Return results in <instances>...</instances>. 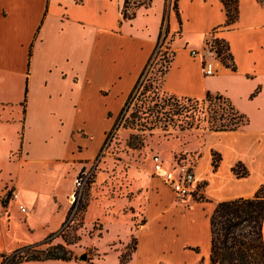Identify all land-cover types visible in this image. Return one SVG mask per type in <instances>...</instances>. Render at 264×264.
<instances>
[{
  "label": "crops",
  "instance_id": "crops-1",
  "mask_svg": "<svg viewBox=\"0 0 264 264\" xmlns=\"http://www.w3.org/2000/svg\"><path fill=\"white\" fill-rule=\"evenodd\" d=\"M123 1L0 0V141L8 123L3 111L6 106L16 105L14 116L21 118L23 130L18 150L22 148L23 153L10 162L27 170L29 182L25 186L17 179L6 180L17 191V198L4 200L0 205V254L3 250L36 243L31 239L14 240L4 248L13 233L18 229L23 231L12 211L14 204L31 207L25 213L20 211L29 215L28 223L38 215L43 198L53 199L48 207L49 215L60 208L54 187L49 185L45 190L46 183L43 187L40 183L45 167L59 163L67 172L73 171L74 186L76 170L96 156L153 56L163 16L168 24V40L172 36L169 46L173 53L162 78L163 92L195 99H201L205 92L220 94L248 119L235 130L207 131L201 143L197 142L198 147L188 148L192 152L199 150L195 178L204 185L202 196L213 202L194 201L192 197H185L192 200L189 207L190 201L184 198H180L183 202H173V192L153 174L149 159L150 183L157 190L147 193L145 200H138L135 205L136 208L142 205L147 225L139 237L138 254L142 241L150 235L148 231L155 229L158 240L153 241L152 256H144L143 261L195 264L209 253V215L215 203L251 197L264 184V4L258 0H237V18L225 24L221 0H178L179 24L172 0L166 7L165 0H150L147 5L138 6L129 19L122 17ZM210 33L226 43L233 69L221 64L214 75H205L199 57L190 55L191 49L203 46ZM177 50L184 52L181 59ZM14 80L20 83V91L18 100L13 102L7 95ZM25 82L23 113L20 100ZM117 98L120 102L112 114L109 102ZM95 110L109 120L105 128H96ZM212 151L221 156L216 171L211 166ZM161 158L168 164L173 155L169 161ZM237 162L247 169L246 176L237 177L232 172ZM72 191L73 188L66 195L67 204L62 207L57 227L42 240L65 221ZM20 197L24 198L20 200ZM167 210L172 212L168 216ZM196 212L205 226L203 245L182 236L181 228L193 226ZM46 220L43 223L47 224ZM198 228L195 227V235ZM185 244L189 245L188 249H183ZM190 246L199 251L189 250L194 248Z\"/></svg>",
  "mask_w": 264,
  "mask_h": 264
},
{
  "label": "rangeland",
  "instance_id": "rangeland-1",
  "mask_svg": "<svg viewBox=\"0 0 264 264\" xmlns=\"http://www.w3.org/2000/svg\"><path fill=\"white\" fill-rule=\"evenodd\" d=\"M170 52L169 40L166 38L160 51L153 54L143 70L139 80L142 83L122 116L117 118L118 125L107 133L96 156L75 172V175H81L84 171L90 173L81 194L80 204L83 208L75 213L72 223L63 232L68 244H65L60 236H55L60 227L53 232L54 235L50 239V245L57 243L65 245L71 251L72 259L18 264H162L149 260L143 261L144 256H152L153 241L158 240L155 239L157 235L155 229L148 231L151 236L149 235L150 237L148 236L142 241V248L138 254L139 237L147 225L142 205H139L140 208H136L135 205L138 200L143 202L147 193L157 190L150 183L152 176L150 175L149 159L154 153H157L169 161L173 155L175 158H185L195 165L199 150L192 152L188 148L199 146L196 144L197 142L201 143L204 134L209 131V125L213 121L212 115H214L213 106L209 101L203 103L199 101L197 108L193 109L190 106L191 102H187L185 98H178L180 105L165 104L156 121H150L153 115H149V112L142 113L145 106L142 102L153 99V102L157 101L160 105L162 104L161 98L168 97L162 92L161 79L162 73L168 66ZM176 53L178 59L184 55L181 50H177ZM15 81L9 84L7 95V98L13 102L18 100L20 91V83ZM25 88L26 82L23 91ZM22 100L23 98L20 101ZM119 100L117 98L109 102L112 114L115 113ZM6 108L3 111V118H7L8 123L3 128V141H0V191L2 190L0 205L4 200L10 201V191L14 189L6 181L8 178L17 179L20 184L25 186L29 183L27 170L19 169L17 163L10 162L15 160L18 154L23 153L22 148L20 151L18 150L23 139V130L21 118L15 119L14 116V111L18 109L16 105H13L12 108L6 106ZM11 109H13L12 113H10ZM218 111L220 112L221 109ZM94 112L96 128H105L109 120L101 116L98 110ZM40 146L44 145H37L39 148ZM45 169L46 171L40 175V183L42 187L46 183L45 190H48L50 186L54 187L53 193L60 208L49 215L48 207H51L53 199L51 201L49 198H43L38 215L31 219V223H28L29 215L22 214L18 205L14 204L12 211L24 232L18 229L13 233V238L6 241L5 249L14 240H18V242L22 239L40 241L48 231L57 227L62 207L67 204L66 195L74 188L72 184L73 171L67 172L68 170L59 163L48 165ZM201 185L203 188L204 185ZM171 198L175 203L183 202V200L190 201L187 207L192 203V200H188L189 198L181 200L172 193ZM201 200L213 202L205 196H202L200 200L194 198V201ZM23 206L28 210L31 208L28 204H23ZM171 213V210H167L165 215L168 216ZM44 219H47V224L43 223ZM192 220L193 226L181 228L182 236L184 239L197 241L203 245L206 240L205 226L201 222L198 212L195 213ZM196 226L200 228L197 231L198 236L195 235ZM160 241L170 242L169 240ZM188 247L189 245L185 244L183 249H188ZM13 250H3V253L7 255ZM163 253H167V251L163 250ZM208 255L202 257L195 264H209ZM81 256H84V259H80ZM119 258H122L123 263ZM2 260L0 257V264H2Z\"/></svg>",
  "mask_w": 264,
  "mask_h": 264
},
{
  "label": "trees",
  "instance_id": "trees-1",
  "mask_svg": "<svg viewBox=\"0 0 264 264\" xmlns=\"http://www.w3.org/2000/svg\"><path fill=\"white\" fill-rule=\"evenodd\" d=\"M75 1L80 2L81 0ZM177 1L178 0H172V8L175 10L179 24H181ZM221 1L225 8V24H230L237 18V0ZM258 1L264 4V0ZM146 3L149 4L150 0H147ZM168 4H170V0H165V7ZM138 6H140L139 2L136 3L133 0H124L121 7L122 17L124 19L132 18L135 14V9ZM168 34V24L165 20V16H163L161 21V30L159 33V42L156 45L154 53L157 52L160 40L163 42L167 38ZM171 37L172 36H170L169 41L172 40ZM217 42L220 43L223 42V40L217 39ZM224 46L228 49L226 43L223 42V47ZM30 54L31 45L28 55L30 56ZM170 55L168 65L172 60L173 53L170 52ZM224 59L231 60L229 52L224 55ZM225 66L230 67L231 69L234 68L232 63ZM167 68L168 66L162 73V78ZM141 76L142 73L133 90L127 97L117 118L122 116L123 111H125L126 107L133 100L135 93L138 91V88L142 83V81H139ZM163 93L167 95L165 92ZM167 96L168 97L166 98H161L162 104L160 105L157 101L153 102V99L142 102V104L145 105L142 113L149 112V115H153V118H151L150 121H156L158 120L161 108L165 104H181L178 98L182 97H175L172 95ZM185 100L187 102H191L190 106L193 109L197 108L199 101L201 103L209 101V103L212 104L214 115H212L213 121L209 125V131L235 130L247 123V118L240 114L231 105L230 101L226 97L220 94L205 92L201 99L185 98ZM20 104L22 106V112L24 113L26 104V88L24 90L23 100ZM218 109H221V111L219 112ZM117 118L112 129L118 125ZM211 155L212 170L216 171L221 156L215 151H212ZM231 170L237 177H244L248 174L247 169L241 162L235 163ZM4 202L5 201H2V203ZM79 207V210L83 208L81 204ZM53 235L54 234L52 233L42 241L18 247L10 254L6 255L1 253L0 257L3 259L2 264H18L27 261L71 260L72 253L65 247V245L61 243L50 245V239ZM209 235V264H264V184H262L251 197H238L216 202L211 214L209 215ZM55 236H60L64 240L65 244L69 243L65 239L62 231L57 232ZM191 249L198 252L197 247ZM119 260L123 263L122 258H119Z\"/></svg>",
  "mask_w": 264,
  "mask_h": 264
},
{
  "label": "built area",
  "instance_id": "built-area-1",
  "mask_svg": "<svg viewBox=\"0 0 264 264\" xmlns=\"http://www.w3.org/2000/svg\"><path fill=\"white\" fill-rule=\"evenodd\" d=\"M140 5H146L147 0H133ZM160 41L157 51L162 48ZM227 53V48L223 47V42L218 43L213 34L205 39L203 46L200 49H191L190 55L192 57H199L201 61V69L205 75H214L217 72L218 65H229V59H224ZM225 61V62H224ZM151 164L153 174L158 176L175 196L179 198L192 197L200 199L202 197V185L196 180L194 173V164L187 159L173 156L170 163L165 164L164 160L157 153L151 156ZM88 172L84 171L81 175H76L74 179V188L69 195V213L62 223L58 232H64L66 228L72 223L75 213L79 212L81 201V194L84 186L89 178ZM12 199L17 198V192L13 189L10 191ZM20 211L25 213L27 208L19 207Z\"/></svg>",
  "mask_w": 264,
  "mask_h": 264
},
{
  "label": "water",
  "instance_id": "water-1",
  "mask_svg": "<svg viewBox=\"0 0 264 264\" xmlns=\"http://www.w3.org/2000/svg\"><path fill=\"white\" fill-rule=\"evenodd\" d=\"M80 259H84V256H81Z\"/></svg>",
  "mask_w": 264,
  "mask_h": 264
}]
</instances>
